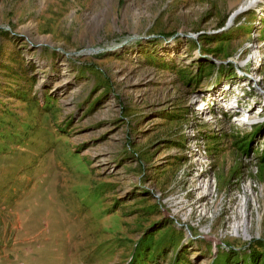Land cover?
<instances>
[{
    "label": "rangeland",
    "instance_id": "374dc122",
    "mask_svg": "<svg viewBox=\"0 0 264 264\" xmlns=\"http://www.w3.org/2000/svg\"><path fill=\"white\" fill-rule=\"evenodd\" d=\"M246 2L0 0V264H264Z\"/></svg>",
    "mask_w": 264,
    "mask_h": 264
},
{
    "label": "bare ground",
    "instance_id": "6f19581e",
    "mask_svg": "<svg viewBox=\"0 0 264 264\" xmlns=\"http://www.w3.org/2000/svg\"><path fill=\"white\" fill-rule=\"evenodd\" d=\"M259 1H260V0H248V2H246V5H248V6H249V5H254V4L257 5V3H258ZM263 2H264V0H262L261 2H259L258 5L261 6L260 4L263 3ZM246 5H244V6H246ZM244 6H243V7H244ZM259 6H255V7H259ZM243 7H242V8H243ZM30 27H31V25H30ZM230 107H232V106H230Z\"/></svg>",
    "mask_w": 264,
    "mask_h": 264
},
{
    "label": "water",
    "instance_id": "95a60500",
    "mask_svg": "<svg viewBox=\"0 0 264 264\" xmlns=\"http://www.w3.org/2000/svg\"><path fill=\"white\" fill-rule=\"evenodd\" d=\"M240 12V10H238V11H236V13L235 14H238ZM229 23H231L232 22V20L231 19H229V21H228Z\"/></svg>",
    "mask_w": 264,
    "mask_h": 264
}]
</instances>
